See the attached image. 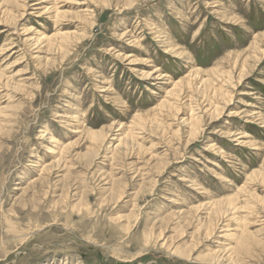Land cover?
<instances>
[{"label": "rangeland", "instance_id": "374dc122", "mask_svg": "<svg viewBox=\"0 0 264 264\" xmlns=\"http://www.w3.org/2000/svg\"><path fill=\"white\" fill-rule=\"evenodd\" d=\"M0 264H264V0H0Z\"/></svg>", "mask_w": 264, "mask_h": 264}]
</instances>
